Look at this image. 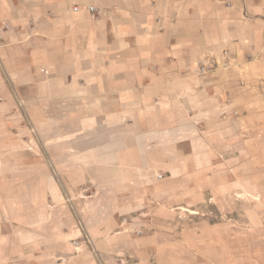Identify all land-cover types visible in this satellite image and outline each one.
Instances as JSON below:
<instances>
[{
  "label": "crops",
  "instance_id": "0c3cea01",
  "mask_svg": "<svg viewBox=\"0 0 264 264\" xmlns=\"http://www.w3.org/2000/svg\"><path fill=\"white\" fill-rule=\"evenodd\" d=\"M0 264H264V0H0Z\"/></svg>",
  "mask_w": 264,
  "mask_h": 264
},
{
  "label": "rangeland",
  "instance_id": "374dc122",
  "mask_svg": "<svg viewBox=\"0 0 264 264\" xmlns=\"http://www.w3.org/2000/svg\"><path fill=\"white\" fill-rule=\"evenodd\" d=\"M138 211L147 222L152 221L160 226L171 222L173 228H179L180 222L192 226L201 223H227L228 217L231 218V222L236 221L239 226L238 224L242 225L240 219L244 217L243 215L245 213L247 217L250 215V208L247 209L240 201H234L232 198L230 201L224 199L222 203L210 200L201 207L188 208V210L180 207L165 209L152 200L139 206Z\"/></svg>",
  "mask_w": 264,
  "mask_h": 264
},
{
  "label": "built area",
  "instance_id": "2783aa9c",
  "mask_svg": "<svg viewBox=\"0 0 264 264\" xmlns=\"http://www.w3.org/2000/svg\"><path fill=\"white\" fill-rule=\"evenodd\" d=\"M74 10H77V7H74L73 8ZM88 9L90 10V11H94L95 10V7L93 6V5H89L88 6ZM204 71V65H202V66H198V67H196L195 68V72L196 73H200V72H203ZM43 72H47L46 70H43ZM161 175H158V177H160Z\"/></svg>",
  "mask_w": 264,
  "mask_h": 264
}]
</instances>
